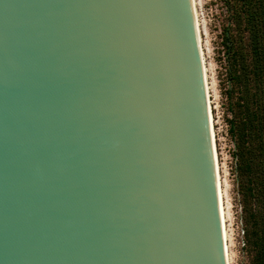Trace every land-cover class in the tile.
<instances>
[{"label":"water","instance_id":"95a60500","mask_svg":"<svg viewBox=\"0 0 264 264\" xmlns=\"http://www.w3.org/2000/svg\"><path fill=\"white\" fill-rule=\"evenodd\" d=\"M0 264H228L193 0H0Z\"/></svg>","mask_w":264,"mask_h":264},{"label":"trees","instance_id":"16d2710c","mask_svg":"<svg viewBox=\"0 0 264 264\" xmlns=\"http://www.w3.org/2000/svg\"><path fill=\"white\" fill-rule=\"evenodd\" d=\"M236 35L225 30L229 96L240 92L231 131L236 138L240 191L252 264H264V0H228Z\"/></svg>","mask_w":264,"mask_h":264},{"label":"rangeland","instance_id":"374dc122","mask_svg":"<svg viewBox=\"0 0 264 264\" xmlns=\"http://www.w3.org/2000/svg\"><path fill=\"white\" fill-rule=\"evenodd\" d=\"M202 30L205 60L211 86V101L214 114V127L217 149L221 162L227 227L229 233V252L231 264H252L254 245L248 244L243 211V196L240 191L236 138L231 131L235 112H239L240 92L234 90L229 96L227 59L225 54V30L236 35L231 20L228 0H196Z\"/></svg>","mask_w":264,"mask_h":264},{"label":"bare ground","instance_id":"6f19581e","mask_svg":"<svg viewBox=\"0 0 264 264\" xmlns=\"http://www.w3.org/2000/svg\"><path fill=\"white\" fill-rule=\"evenodd\" d=\"M193 5H194L196 23H197V27H198L199 40H200V44H201V52H202L203 63H204L205 82H206L208 101H209V107H210V113H211L212 130H213L216 164H217V172H218V181H219V189H220V197H221L224 232H225V241H226V249H227V258H228V264H231V257H230V252H229V233H228V227H227V212H226V206H225V192H224V188H223V179H222V173H221V162H220L219 153H218V149H217V138H216V131H215V127H214L213 106H212L211 95H210L211 94V86H210L211 84L209 82V77H208L209 76L208 75V66H207L206 60H205V52H204L203 39H202V30H201V24H200L196 0H193Z\"/></svg>","mask_w":264,"mask_h":264}]
</instances>
